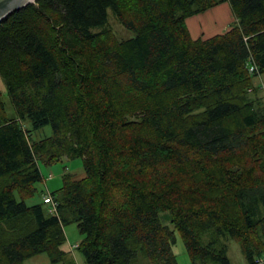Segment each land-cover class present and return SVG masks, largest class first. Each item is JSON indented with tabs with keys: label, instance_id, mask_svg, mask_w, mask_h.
I'll use <instances>...</instances> for the list:
<instances>
[{
	"label": "trees",
	"instance_id": "trees-1",
	"mask_svg": "<svg viewBox=\"0 0 264 264\" xmlns=\"http://www.w3.org/2000/svg\"><path fill=\"white\" fill-rule=\"evenodd\" d=\"M228 2L234 22L209 38L186 18ZM110 9L133 36L117 38ZM253 66V71L249 67ZM264 0H34L0 21V264L45 253L75 264H247L264 255ZM52 133L33 138L44 126ZM81 158L62 174L56 210L28 204L39 164ZM43 192H41V195ZM169 212L172 227L160 212ZM209 234L207 238L204 235Z\"/></svg>",
	"mask_w": 264,
	"mask_h": 264
},
{
	"label": "rangeland",
	"instance_id": "rangeland-1",
	"mask_svg": "<svg viewBox=\"0 0 264 264\" xmlns=\"http://www.w3.org/2000/svg\"><path fill=\"white\" fill-rule=\"evenodd\" d=\"M108 23L107 26L113 30L117 38H128L133 36V31L126 28L122 25L119 20L114 16L113 12L108 9ZM253 87L255 90L251 89L250 94L254 92L255 95L259 96L262 100L261 103L264 104V74L253 76L252 78ZM0 93L1 98L4 102L5 112L9 115H12L13 108L7 97L5 85L3 80L0 78ZM52 133L51 126H44L42 129H39L33 133V138L37 139L46 135H50ZM43 179L40 182L35 183L36 193L28 198H26V202L28 204H32L38 202L40 199L43 200V197L49 193L54 191L58 193L59 188L62 185V174L64 172L73 173L79 177L84 173L81 158H73L67 159L62 158L59 161L52 163L51 165H44L42 163L39 164ZM41 192L43 194L41 195ZM48 209L51 212V207L48 204ZM160 221L164 225H169L172 227L169 221V212L163 211L159 214ZM64 232L66 235V241L63 244V249L68 252V257L75 261V264H87L80 254V252L75 248V245L79 243L81 240V235L77 228V225L74 222H68L64 226ZM176 242L173 245L172 249L174 254L176 255L178 264H192L191 260L186 252L183 239L179 232L175 230ZM209 234H205L204 238H207ZM223 242L227 247V257L229 259L230 264H247L246 259L241 252L239 244L230 239L225 238ZM136 262L138 264H147V260L142 256H138ZM23 264H52L45 253L37 254L33 257L27 258L24 260ZM260 264H264L262 261Z\"/></svg>",
	"mask_w": 264,
	"mask_h": 264
},
{
	"label": "crops",
	"instance_id": "crops-1",
	"mask_svg": "<svg viewBox=\"0 0 264 264\" xmlns=\"http://www.w3.org/2000/svg\"><path fill=\"white\" fill-rule=\"evenodd\" d=\"M185 21L193 39L209 38L227 31L234 22V16L230 5L224 1L203 12L187 17ZM73 175L76 178H81L84 173L79 175V177L75 174Z\"/></svg>",
	"mask_w": 264,
	"mask_h": 264
},
{
	"label": "water",
	"instance_id": "water-1",
	"mask_svg": "<svg viewBox=\"0 0 264 264\" xmlns=\"http://www.w3.org/2000/svg\"><path fill=\"white\" fill-rule=\"evenodd\" d=\"M34 0H0V21L12 11L22 8Z\"/></svg>",
	"mask_w": 264,
	"mask_h": 264
},
{
	"label": "built area",
	"instance_id": "built-area-1",
	"mask_svg": "<svg viewBox=\"0 0 264 264\" xmlns=\"http://www.w3.org/2000/svg\"><path fill=\"white\" fill-rule=\"evenodd\" d=\"M254 67L253 66H250L249 67V70L250 71H253ZM43 201H45L46 203H49L50 207H51V210L52 211H55L56 210V202L53 200L52 196L47 193L44 197H43ZM76 247V245H75ZM257 263H261L262 261H264V255L263 256H260L256 259Z\"/></svg>",
	"mask_w": 264,
	"mask_h": 264
}]
</instances>
